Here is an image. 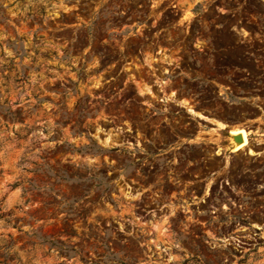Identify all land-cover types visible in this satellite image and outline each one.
Instances as JSON below:
<instances>
[{"label":"rangeland","instance_id":"rangeland-1","mask_svg":"<svg viewBox=\"0 0 264 264\" xmlns=\"http://www.w3.org/2000/svg\"><path fill=\"white\" fill-rule=\"evenodd\" d=\"M259 131L264 0H0V264H264Z\"/></svg>","mask_w":264,"mask_h":264},{"label":"water","instance_id":"water-1","mask_svg":"<svg viewBox=\"0 0 264 264\" xmlns=\"http://www.w3.org/2000/svg\"><path fill=\"white\" fill-rule=\"evenodd\" d=\"M229 137V150H233L234 149V146L235 144L239 143L242 141V136L241 134H232V133H229L228 135Z\"/></svg>","mask_w":264,"mask_h":264},{"label":"bare ground","instance_id":"bare-ground-1","mask_svg":"<svg viewBox=\"0 0 264 264\" xmlns=\"http://www.w3.org/2000/svg\"><path fill=\"white\" fill-rule=\"evenodd\" d=\"M186 107H187V104H186ZM189 109H191V107H190ZM192 110H193V109H192ZM190 111H191V110H190ZM194 114H195V113H194ZM196 114H197V113H196ZM200 117H202V119H203L204 116L201 115ZM204 118L207 119V117H204ZM207 120L209 121V119H207ZM212 121H213V120H212ZM216 122H217V120H216ZM213 123H214V122H212V124H213ZM216 125H217L218 127L223 128V127H225L227 124L225 125L223 122H220V121H219V122L216 123ZM218 127H217V128H218ZM226 127H227V126H226ZM226 127H225V128H226ZM237 130H239V128H236V129H235V131H237ZM245 136H246V137H245V138H246L245 141H246V142H249L247 134H246ZM242 140H243V138H242ZM241 142H242V141H241ZM241 142L235 144L234 149H235V147H236L237 145H239ZM234 149H233V150H234ZM250 151H251V150H250ZM250 153H251V152H250Z\"/></svg>","mask_w":264,"mask_h":264},{"label":"crops","instance_id":"crops-1","mask_svg":"<svg viewBox=\"0 0 264 264\" xmlns=\"http://www.w3.org/2000/svg\"><path fill=\"white\" fill-rule=\"evenodd\" d=\"M230 132V130H228ZM246 131H247V136H248V140L250 141L251 140V133L254 132V129L252 130H249V126L247 125L246 127ZM251 131V132H250ZM260 133V136L263 137L264 136V131H259ZM229 138V137H228ZM228 142H229V139H228Z\"/></svg>","mask_w":264,"mask_h":264}]
</instances>
